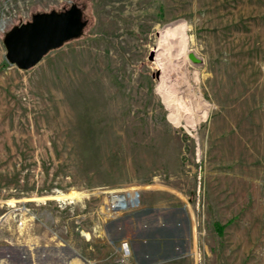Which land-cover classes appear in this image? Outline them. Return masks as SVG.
<instances>
[{
  "label": "rangeland",
  "instance_id": "obj_1",
  "mask_svg": "<svg viewBox=\"0 0 264 264\" xmlns=\"http://www.w3.org/2000/svg\"><path fill=\"white\" fill-rule=\"evenodd\" d=\"M72 5L78 37L6 60L10 29ZM162 69L195 93L177 123ZM129 189L139 207L109 217ZM147 206H180L154 213L179 241L158 264H264V0H0V264H109L126 236L110 221Z\"/></svg>",
  "mask_w": 264,
  "mask_h": 264
},
{
  "label": "water",
  "instance_id": "obj_2",
  "mask_svg": "<svg viewBox=\"0 0 264 264\" xmlns=\"http://www.w3.org/2000/svg\"><path fill=\"white\" fill-rule=\"evenodd\" d=\"M85 25L76 6L33 14L31 20L10 29L3 38L6 60L19 69L34 66L48 51L78 37ZM192 60H197L190 54Z\"/></svg>",
  "mask_w": 264,
  "mask_h": 264
},
{
  "label": "crops",
  "instance_id": "obj_3",
  "mask_svg": "<svg viewBox=\"0 0 264 264\" xmlns=\"http://www.w3.org/2000/svg\"><path fill=\"white\" fill-rule=\"evenodd\" d=\"M180 206L175 207H161V206H153L143 208L140 211L134 212L131 216L128 215L126 218L122 219L117 218L114 220H111V226L114 227L116 230L115 232L120 233V231L123 230V226H125L126 230V236L125 240H128L131 247V258H130V264H158L159 262L155 261L158 257H163L168 254H173L177 248L176 246V239L173 237H168V239L165 237V227L164 224H161L159 216L154 215L155 212L157 214H165V211L167 209H175L179 208ZM147 212V214H146ZM142 216L140 217V215ZM153 214V215H152ZM148 216L147 221H145L143 216ZM146 216V217H147ZM166 216V214L164 215ZM105 226V223H104ZM106 229H104L103 235L101 234H94L92 235L89 240L85 238V243L88 246L87 249H91V251H95V243L98 242H105L108 243L114 242L113 239H109L107 235L105 234ZM174 231V229H173ZM87 237V236H86ZM93 242V245H90ZM179 242V241H177ZM168 244V246H166ZM118 245L116 244L113 248L114 251L118 249ZM191 253L193 254L192 257L197 260L198 259V252L197 249L191 248ZM115 253V254H116ZM195 254V255H194ZM80 255L81 260H83ZM89 259H85L87 263H79V259L73 260V262H69L68 264H75L78 262V264H95L97 260L95 257H90L89 255L86 256ZM88 260V261H87ZM75 261V262H74ZM85 262V261H84ZM173 264V263H171Z\"/></svg>",
  "mask_w": 264,
  "mask_h": 264
},
{
  "label": "bare ground",
  "instance_id": "obj_4",
  "mask_svg": "<svg viewBox=\"0 0 264 264\" xmlns=\"http://www.w3.org/2000/svg\"><path fill=\"white\" fill-rule=\"evenodd\" d=\"M168 34H170L169 35L170 36V38H169V42L170 43L169 44H171V46H169L170 49H172L173 47L175 48V46H173V45L179 44V46H180V45L185 44V40H186L185 35H186V33L182 29L181 25L177 26L175 28L167 27L165 29L163 35L167 36ZM174 36H175V39H174ZM159 83L160 84L158 85L157 91H159L158 92L159 94L161 93L162 98L164 99V101L166 103V106L168 107V109L170 111V114H169L168 117H170V119H172L174 122L177 123V120H178V116L177 115H178V112H179L180 108L177 107V105H176L177 103L176 102L184 104L186 101L188 102V98L189 97L194 96L195 93L193 91V88L190 85L191 82H190V84L187 81H176V82H173V79L168 78V76L166 75V73L162 69L161 70V74H160V82ZM205 112L206 111L202 110V114H204ZM189 116H190V114H189ZM185 117H186V114H185ZM188 118L191 119V117H188ZM85 235L88 236L87 233H85ZM75 261H76V259H75ZM75 264H78V262H76Z\"/></svg>",
  "mask_w": 264,
  "mask_h": 264
},
{
  "label": "built area",
  "instance_id": "obj_5",
  "mask_svg": "<svg viewBox=\"0 0 264 264\" xmlns=\"http://www.w3.org/2000/svg\"><path fill=\"white\" fill-rule=\"evenodd\" d=\"M141 200L136 190H122L110 193L107 201V210L109 217L116 214L130 211L139 207ZM119 258L109 264H129L131 258V249L128 241L122 240L119 245Z\"/></svg>",
  "mask_w": 264,
  "mask_h": 264
}]
</instances>
